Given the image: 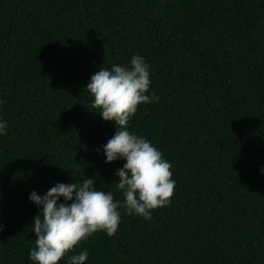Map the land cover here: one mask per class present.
Instances as JSON below:
<instances>
[{
	"label": "trees",
	"instance_id": "obj_1",
	"mask_svg": "<svg viewBox=\"0 0 264 264\" xmlns=\"http://www.w3.org/2000/svg\"><path fill=\"white\" fill-rule=\"evenodd\" d=\"M135 55L159 99L128 130L171 164L175 194L151 220L121 207L112 237L96 233L69 255L264 264V0H0V264H34L33 191L89 178L124 203L125 161L103 152L117 129L86 86Z\"/></svg>",
	"mask_w": 264,
	"mask_h": 264
},
{
	"label": "clouds",
	"instance_id": "obj_2",
	"mask_svg": "<svg viewBox=\"0 0 264 264\" xmlns=\"http://www.w3.org/2000/svg\"><path fill=\"white\" fill-rule=\"evenodd\" d=\"M150 83L149 65L139 55L131 58L130 66L102 67L91 76L86 90L94 98L93 112L117 129L103 152L106 163L125 161L115 173L124 203L116 201L110 191L97 190L95 180L89 178L82 184L58 183L43 197L33 191L29 200L41 210L32 224L36 239L29 258L34 264H60L66 257L67 264H85L87 251L69 254L96 233L112 237L120 225L118 209L151 220L153 211L171 203L176 186L171 164L148 140L128 130L138 107L159 99L154 93L148 95ZM6 128L7 121L0 120V134Z\"/></svg>",
	"mask_w": 264,
	"mask_h": 264
}]
</instances>
